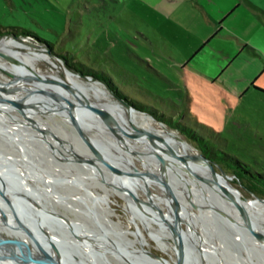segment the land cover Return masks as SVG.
<instances>
[{"label": "rangeland", "instance_id": "obj_1", "mask_svg": "<svg viewBox=\"0 0 264 264\" xmlns=\"http://www.w3.org/2000/svg\"><path fill=\"white\" fill-rule=\"evenodd\" d=\"M149 14L147 9L136 6L134 0H0V39L12 38L24 42L26 48L12 45L8 47L23 54L41 55L42 60L40 59L37 64L41 73L51 72L63 82H66L67 73H70L81 82L82 88L68 85V89L76 100L87 103L78 115L82 118L85 134L91 138L97 148L104 150L103 145H108L109 139L114 138V134L127 133L137 136L142 133L138 130L129 132L130 130L124 129L116 120L127 116L132 125H137L140 129L147 127V132H144L150 137L158 129L175 133L178 138L191 146L193 151L204 156L213 170L238 190L243 201L264 200V91L261 92L262 89L259 88H264V58L259 54L238 55L229 67L227 66L229 59L223 62L220 54H199L198 57L190 59L187 66L199 69V72L205 76L216 64L226 66L219 73L218 80L209 84L201 75L197 77L187 75L173 66L171 60L167 59V18ZM136 31L153 41V45L143 43L154 54H145L139 49L136 41L140 36ZM22 32L30 34H22ZM153 34L157 36L156 42L153 40ZM33 35L39 40L49 42L50 45L39 41ZM170 40L175 47L181 45L179 35ZM174 55L187 56V58L192 56V54H170V57ZM0 59L11 63L6 55L4 56L2 48H0ZM26 64H32L31 60H26ZM167 65L171 68L172 75L168 72ZM50 66H56L57 70H51ZM76 68L107 75L117 91L133 103L149 107L154 115L132 107L112 92L104 82L84 75ZM251 76L253 80L256 79L254 87L250 86V89L243 93L242 90L248 88L253 81L249 80ZM14 78L19 79L17 84L35 83L26 77H15L0 66V79L7 85H10ZM35 79L47 85L44 81ZM168 79L171 80V84L168 83ZM185 79L189 81L188 87ZM51 85L56 87L54 82ZM221 85L226 87V90L220 88ZM95 86L105 93L99 92ZM95 101L108 102L110 114L95 105ZM40 103L39 101L36 105L39 106ZM117 104L121 109L116 107ZM132 110L139 116L132 117ZM22 113L25 117L33 115L27 107ZM160 116L167 120L160 119ZM167 121L191 128L204 139L205 146L187 137L176 126L165 123ZM50 123L54 124L52 128L54 139L69 143L70 149L77 154V157L72 155V159L65 160L69 164H61L60 160L55 159L54 155L59 157L64 155L55 154L48 149L50 146L43 139L41 141L36 137L38 135L33 132L34 128L30 125L8 120L3 122L0 128L9 137L8 142L0 138V154L14 158L25 157L30 165L38 169V175L41 173L44 178L50 177L49 185L42 188H35L22 182L29 193L24 203L33 209L32 212L44 209L43 212L50 215V218L45 216L44 230L45 233L51 232L55 236V241L49 240L54 250L59 252V255L61 252L68 254L65 255L64 260V255L62 253L60 255L64 264H123L125 261L123 253L101 250L99 245L104 236L97 233L91 217L96 219L105 230L110 228L109 220H111L119 222L122 228L135 231L125 205L124 194L110 196L111 213L104 212L103 207L99 206L101 200L92 204V213L85 212V202L75 196L80 195L85 201H91L92 192L103 193L102 187L107 185L112 177H105L100 168L92 175L95 177L94 183H90L91 170L83 160L77 158L82 157L87 150H91L70 123L68 126L66 120L59 114H53ZM53 137L50 136V139ZM123 146L124 144L117 142L115 145L112 144L111 148L124 150L126 147ZM61 150L66 154L69 153L64 148ZM138 155L141 163L143 162L141 164L136 160L139 171L148 173L145 166L162 171L169 192L177 199L180 210H184L186 204L193 206L195 223L192 226L195 232L203 235L208 241L219 243L218 246L222 249L221 256L208 254L205 251L199 252L196 245L189 247L188 253L192 257L190 255L187 257L193 264H248L245 257L251 259V264L264 262V246L259 244V240L262 239L260 236H264L262 207L257 205L243 207L220 195V187L206 181L204 171L206 173L208 171L205 165H203L205 170H202L199 165L189 162V159L182 155H173L181 158L179 162L173 159L169 162L162 161L156 154ZM98 162L102 165L100 161ZM9 164L0 161L1 183L14 180L7 171ZM239 164L246 165L253 176L245 175ZM16 165L17 163H14V166ZM117 165L119 168V164ZM104 166L112 174L109 167ZM11 169L14 175L19 172L15 167ZM11 169L9 171L12 173ZM133 172L137 179H148L155 196L163 198L169 195L162 189L160 185L162 183L157 182L154 176H142L141 173L138 174L139 172ZM55 173L57 174L54 175ZM68 173L73 176V182L68 185L55 183L54 176H66ZM80 189L86 192L81 193ZM73 195L75 196L72 197ZM17 196L24 197L19 194ZM139 197L140 202L145 204L149 198L140 191ZM0 201V213L7 216L12 213L11 215L14 216L13 212L16 211L11 212L14 207H11L1 194ZM20 207L28 216L31 215L26 207L22 205ZM161 208L168 210L165 206ZM45 210H49L50 213ZM18 211L21 212L20 209ZM26 213L22 214L25 216ZM55 216L63 220L57 221L54 219ZM243 217L246 218L249 227L241 226ZM31 218L33 223L28 219L26 221L38 225L36 212ZM156 220L162 222L160 218ZM71 221L77 222L78 230ZM135 222L143 225L136 218ZM180 224L182 229H187L184 219H181ZM153 225L160 228L158 224L153 223ZM33 229L30 225L22 223L18 217L14 216L9 221L0 218V241H3L4 245L18 243L19 246L15 247L24 249L28 242L23 233H30ZM18 233L22 235H16ZM87 234L93 239L90 240ZM106 236L112 238L109 234ZM171 239L173 241V236ZM73 240L75 245L71 246L70 242ZM193 242L198 244L200 241L193 237ZM41 244L45 248V242ZM82 244H88L91 250H83ZM31 247L35 249V254L39 255L40 246L32 244ZM147 249L153 254L168 259L171 264H176L173 248L164 253L156 250L153 245ZM218 259L221 261L219 262Z\"/></svg>", "mask_w": 264, "mask_h": 264}, {"label": "bare ground", "instance_id": "obj_2", "mask_svg": "<svg viewBox=\"0 0 264 264\" xmlns=\"http://www.w3.org/2000/svg\"><path fill=\"white\" fill-rule=\"evenodd\" d=\"M23 43L24 42L21 43V42H18L12 38L0 39V48L4 49V56L6 55V57L11 61V63H8V62H5V61L0 59V66H3L10 74H12L15 77H26V78H29V79L35 81V83H33V84L32 83H27L26 85L25 84H16L13 89H10V85H7L2 79H0V88L4 89V91H0V128L2 127V123L5 121H8V120H11L12 122H15L17 124L30 125L31 127L34 128L33 132H35L36 135H38L36 137H38L41 141L44 140L50 146V148L48 147V149L52 150L55 154L61 153L64 155V157H59V156L54 155L55 159L60 160L59 162L61 164H69L68 162H65V160L68 161V159H72L77 154H75V152H73V149H70L71 146L68 145L69 143L66 144V143L58 142V141H56V139H54V137L52 136V134H53L52 128L54 127L53 126L54 124L50 123L53 114H59L60 116H62V118H64V120H66V123L68 126H69V121L67 120V117L64 114V110L62 108V103H61L60 98L57 95L52 94L50 92L51 91L50 89H55L62 96H64L67 99V101L70 103L73 110L75 111V114L78 115L79 111L84 109L87 106V103L83 102V101L76 100L71 95V93L68 89V85L76 86L77 88H80V87L82 88L83 85L81 84V82H79L76 79V77H74L70 73H67L66 82H63L62 80L58 79L55 76V74H53L51 72H48L47 74L41 73L40 70L37 68L38 61L40 59L42 60L41 55H39V54H23L21 52L15 51V50L8 47V45L9 46L12 45V46H16V47L26 48L27 46ZM44 55H45V53H44ZM26 60H31L32 64H30V65L26 64ZM50 68H51V70L52 69L57 70L56 66L55 67L50 66ZM29 74H41L50 83H52V82L56 83V85H55L56 87H53L52 85L49 86V85H45L43 83H40V82L36 81L35 77H32V78L29 77L28 76ZM47 87H49L50 89ZM95 87H97V86H95ZM97 88H98L99 92L105 93L101 88H99V87H97ZM28 96L31 97V100L28 103L23 104L25 99ZM43 99H44V101H43ZM39 101L41 103L38 106V105H36V103ZM94 104L97 105L99 108L103 109V111H106L107 113H109L110 104H108V102L106 103L103 101H95ZM88 105H90V103ZM25 107L29 108L30 112H32L33 115H31V116L28 115L27 117H25L24 114L22 113L23 109ZM116 107L121 109V106L118 104L116 105ZM137 114L138 113H136L135 111H133V110L131 111L132 117L135 118V117L139 116ZM116 120L119 121V123L122 125V127L124 129L130 130L129 132H131L133 130H138V131H141L142 133L140 135H137V136L127 134V133H117V134H114V138H112L111 140L109 139L108 145H103L102 148L104 150H101L97 147L96 148L101 154L107 156V158H109V160L114 164V166L122 174H125V177L128 180L127 181L128 190L131 193V196L133 199L140 201L139 191L147 194L149 198L146 201V204L145 203L141 204V206L139 207L140 211L135 209L130 204L131 215L133 216L134 220L136 218L137 220H139L141 222V224H143L141 226L135 222L138 225L139 242L136 241V238H135L136 233L134 231H130L128 229L122 228L120 226L119 222H112L111 220H109L110 221L109 222L110 228L108 227V228H106V230L103 227L101 228L100 225L96 222L97 225L99 226V229H100L99 230L96 223L93 221V223H94L93 226H94L95 230L98 231L97 233H99L102 236H104V235L106 236L107 231H109V234H112L114 236V239H115V240L111 239L107 236H106L107 242H106L105 237L103 239H101L102 242L99 245L101 247V250H103V251L106 250V251H110V252L115 251L117 253H120V252L123 253V256L125 258V261L123 264H169L167 259H165L159 255H157L159 257V262H154L152 259H150L149 257H147L143 253L142 248L139 246V244H141L144 248H147V247L149 248V247H151V245H153L156 250H158L162 253L167 252L168 250L173 248V242L171 239V237H172V226H171V224L166 225L165 223L160 222L156 219H150V218L148 219V218H145L143 216V214H151L152 215L153 213H155L153 205L157 204L163 215L167 216V218H169L171 220L175 218V221L177 223V228L179 229V233H180V243H179L180 247L179 248L182 251L185 250V252L187 254L186 255L184 252L181 253V255L186 256V258L188 260L187 262L186 261L184 262L185 264H187V263L193 264L192 261L190 259H188L189 255H190V253H188L189 247H191L193 245L197 246L199 252L205 251L208 254L212 253V254H216V256L217 255L221 256L220 253H222V249H221V247L218 246L219 243L217 244V242L208 241L207 239L204 238L203 235H200L198 232H195L194 227L192 226L193 223H195L193 220V216L195 215V211H194V208H192L193 206H191V204H186L184 207V210H180L178 212V215H177L173 211V202H172L169 195L164 196L163 198L155 196V193L152 191L150 184L148 183V179H146V178L137 179L136 176L133 175L134 174L133 171L135 170L136 172H139L138 174L141 173L142 176H146V175H150V177L154 176L157 182L165 185L166 180L164 179V174L161 173L162 171L159 172V171L153 170V169H151V167L148 168L145 165L144 166L148 169V173H145V172L143 173V172L138 170V168L136 166V160L141 163V160H140L141 158L138 154H141V155L144 154L145 156L150 155V154H156V155L161 157L160 159L162 161L164 160L167 162H169L172 159L176 162H179L181 160V158L179 156L174 157L173 155L174 154H176V155L186 154L189 158V162L196 164V165H199L200 169L205 170V169H203L204 166H203V163L200 161L199 154L197 152L193 151L191 146H189L186 142H184L182 139L178 138L175 135V133H167L164 130L158 129V130H155L154 133L152 134V136L150 137L145 133V132H147L146 131L147 127H144L145 129H140L139 126L132 125L127 116H123V118H121V119L119 117ZM81 126H84V124L81 123ZM56 129H58V128L56 127ZM85 130L86 129L83 128V131H85ZM50 136L53 137V139H50ZM0 138L2 139V141H5V142L9 141L8 135H5L1 130H0ZM14 140H16V139H14ZM117 142H118V144L119 143L124 144V146L126 148H124V150L112 149L111 145L112 144L115 145ZM62 148L69 151V153L66 154V153L62 152V150H61ZM163 152L168 153V154L167 155L162 154ZM72 155H73V157H72ZM82 155H83L82 157L80 156L77 159L83 160L86 163V165L89 167V169L91 170L90 178L92 181H90V183H94L95 177H93L92 175H94V172H97L98 169H100V168L102 169V173L105 175V177L109 178V176H111L112 180H109L108 184L104 185V187H102L103 193H101L99 191H93L92 195H91L92 200L89 202L85 201L84 198H82L80 195L79 196L73 195L72 197L75 196L76 198H79L80 200L84 201L85 202L84 203V208H85L84 211L88 212L89 214L92 213V211H91L92 204L95 201H100V200L102 201L101 204L103 206L101 204H99V206L101 208L103 207L104 212L111 213L112 210L109 206V203L111 200L110 196L114 195V194L122 196V194H123L122 190L120 189V185L117 181L119 179H118V177L112 175L110 173V171L103 164L102 165L99 164V162H98L99 159H97L91 151L87 150V152L82 154ZM0 161L10 163L9 169H7V171L9 174H11L13 176L12 178L14 180H13V182H7V184L11 183V186H13L15 189L19 190V192H25L26 196H28V194H29L25 189L26 185H30V186H33L35 188H42L43 186L45 187V186L49 185L48 180H50V177L45 176V178H44V176H42L41 173H39V175H38V169L35 168L34 166L30 165L29 162H27V159L25 157L20 156L18 158H14L11 156L7 157V156H4L3 154H0ZM62 161H64V162H62ZM14 163H17V165L14 166ZM117 164H119V168H118ZM176 164H175V166H176ZM12 167H15V169H17L19 172L14 175L13 170L11 169ZM10 169L12 170V173H11V171H9ZM157 169H158V167H157ZM204 173H205L204 176H205L206 181L210 184L212 182L214 185L220 187V190H219L220 195L228 198L233 203H238V204L242 205L243 207L248 206V205H252V206L257 205V206H260L264 209V202H259L258 200H255L256 202L252 201V200H250L248 202L243 201L240 198V194H239L238 190H236L233 186H231L229 181L227 179H225L223 176L219 175L217 172H215L214 176H209L208 173H206L205 171H204ZM56 174L57 173H55L54 175H56ZM54 178L56 179L55 183H61L64 185H68L69 183L73 182V176L71 175V173H68L66 176H54ZM141 180H143V181H141ZM182 180H184V179H182ZM22 182L26 183V185H24ZM185 183H187V182H185ZM11 186L10 185L7 186V185L0 182V191L4 194L6 193L5 196L7 198H8L7 195H9L12 199L16 200L15 196L13 194H10V193H15L14 192L15 190ZM79 191L81 193L86 192L84 189H80ZM87 193H89V192H87ZM67 197H71V196H67ZM11 198H8V199H10V202L14 203V201L11 200ZM162 206H165L168 210L165 211L164 209L161 208ZM27 209L31 214H33L32 209H30V208H27ZM41 211L43 212L44 209ZM45 211L50 213L49 210H45ZM35 212H36L37 218H38L37 223L39 224L38 220H40L41 224H46L45 216H47V218L48 217L50 218V215L49 214L44 215V212H43V215H41L36 210H35ZM16 217H18V219L20 221H22V223L25 222V224H27V225H30V226L32 225L26 221L27 218L24 217L23 214H21L20 212H19V215L16 214ZM0 218H4L7 221H9L10 219L11 220L13 219L10 216H5L3 213H0ZM243 218H244V221L241 222L240 224H241V226H245V225L247 226L248 225L247 220L245 217H243ZM54 219H56L57 221L63 220L62 218L57 217V216H55ZM181 219H184L186 224H187L186 230L182 229V227H181V224H180ZM71 222H73L72 224H74L76 226L75 229L78 230L79 227L77 226L78 225L77 222H74V221H71ZM153 223L158 224V226H160V228H156L153 225ZM28 229H29V227H28ZM36 229L38 231H34V232L31 231L30 233L29 232L23 233L26 241L28 242V245L25 246V248L29 249V250H33V248L31 247L32 244L34 246L39 245L40 249H41L40 256L42 258H44L43 254H44L45 250L42 247L41 243L44 242L45 236L41 232L40 227H37ZM262 231L263 230L261 229L260 232L262 233ZM47 234H48V240L50 239L51 241H55L54 240L55 236L51 232H48ZM16 235L21 236L22 233L21 234L18 233ZM87 235H89V234H87ZM263 235H264V232H263ZM193 237H194V239H199L200 242L198 244L200 246L198 244H194ZM88 238L90 240L93 239V237H91L90 235L88 236ZM79 241H80V239H79ZM114 241H116V242H114ZM120 241H121L122 245L118 244ZM24 243H25V241H24ZM0 244L4 245L5 243L3 241H0ZM70 244H71V246H74L75 245L74 240L71 241ZM116 244L119 245V247H118V248H120L119 250H118L117 246H115ZM259 244L264 246V238L259 240ZM9 245L10 246H13V245L19 246L18 243H9ZM50 246H51V248L49 249V252H52L53 247L51 244H50ZM120 246H122V247H120ZM81 247L83 250L84 249L85 250H91V248L88 247V244H82ZM61 253H62V255H64L63 256L64 257L63 260H64L65 255L67 253H64V252H61ZM61 253H60V255H61ZM218 260H219V262L221 261L220 259H218ZM245 261H247L248 264H251V262H252L251 259L247 258V257H245ZM0 264H6V262L0 260ZM13 264H16V263L13 262ZM176 264H178L177 260H176ZM262 264H264V262Z\"/></svg>", "mask_w": 264, "mask_h": 264}, {"label": "crops", "instance_id": "obj_3", "mask_svg": "<svg viewBox=\"0 0 264 264\" xmlns=\"http://www.w3.org/2000/svg\"><path fill=\"white\" fill-rule=\"evenodd\" d=\"M134 2L136 6L147 9L151 16L161 15L167 18V59L187 75L195 77L201 75L211 84L218 80L219 73L225 69L226 66L216 64L205 76L199 69L187 66L189 60L198 57L199 54H220L223 62L229 59L228 67L238 55L259 54L264 58V0H134ZM137 34L140 36L136 41L139 49L145 54H154L144 45L145 43L153 45V41L140 32ZM176 35L181 39V45L178 47L170 40ZM156 39L157 36L153 34L155 42ZM170 54L192 56L170 57ZM167 69L172 75L168 65ZM185 80L188 87L189 81ZM249 80H253V76ZM255 80L242 92L249 90L250 86L254 87ZM168 83L171 84V80ZM220 88L226 90L222 85ZM259 88L262 89L261 92L264 91L263 87Z\"/></svg>", "mask_w": 264, "mask_h": 264}, {"label": "water", "instance_id": "obj_4", "mask_svg": "<svg viewBox=\"0 0 264 264\" xmlns=\"http://www.w3.org/2000/svg\"><path fill=\"white\" fill-rule=\"evenodd\" d=\"M28 76L29 77L32 76V77L38 78V79L44 81L47 85L51 86V83L46 78H44L42 75L29 74ZM18 81H19V79H15L14 78V80L10 84V89H13L14 86L18 83ZM0 91H4V89H1ZM51 93L57 95L60 98L61 103H62V108L64 110L65 116L67 117V120L69 121L70 125L74 128L76 133L82 138V140L85 142V144L89 147L91 152L95 155V157L97 159H99V161L102 164L108 166L109 169L112 171V174L114 176L118 177V179L121 181V182H119V180H117L119 185H120V188H121V190H122V192L124 194V201H125V205H126L128 214H129L130 219H131V221H132V223H133V225L135 227V231H134L136 233L135 238H136L137 242H139L138 226L135 223V220H134L133 216L131 215L130 204L135 209L140 211L139 207L141 206V204H144L145 202H140V201L135 200V199L132 198L131 193L128 190V185H127V181L128 180L126 179L125 174H122L114 166V164L109 160V158H107V156L101 154L97 150V148L94 145L93 141L83 131V126H81V123H82L81 116L75 114V111L73 110V108L71 107V105L67 101V99L64 96H62L55 89H51ZM30 100H31V97L28 96L25 99L23 104L28 103ZM182 156L188 158V156L186 154H183ZM199 157H200V161L203 163V165H205L209 175L210 176H214L215 172L212 169V167L208 164L207 159L204 156H202V155H199ZM160 185L162 186V189L164 191H166L167 194H169V196H170V198H171V200L173 202V211L175 212V214L178 215V212L180 211V206H179V203L177 202V199L169 192V187H167L166 184L165 185L160 184ZM0 194H1L2 198L4 200H6V202L11 207H14V210H12L11 212H13V211L17 212V210L20 209L21 212L20 211H18V212H20L21 214L22 213H26L25 210L22 207H20V205L17 204L18 202H16V201L14 203L10 202V200L5 196L4 193H2L0 191ZM165 196H167V195H165ZM259 201L264 202V200H259ZM153 207H154L155 213H153L152 215L151 214H143V216L144 217H152L154 219L160 218L162 220V222L165 223L166 225L167 224H171V226H172V236H173V241L172 242H173L174 255L176 257V260H177L178 264H185L184 262L185 261L187 262V260H185L186 256H182L181 253L184 252L186 254V252H185V250L182 251L179 248L180 247V244H179L180 243V233H179V229L177 228V223L175 221V218L171 220V219L167 218V216L163 215L161 213L160 208H159V206L157 204L153 205ZM24 217H26L29 220V222L33 223V220L31 218V216H28L27 213H26V215ZM38 221H39L38 225L34 224L33 225L34 227L32 225H31V227L34 228L32 230L33 232L34 231H38L36 229L37 227L41 228V232L42 233L44 232L43 233V235L45 236V239H44V242H45L44 250H45V252L43 254L44 258H42L40 256V253H39V255L35 254V249L34 248H33V250H29V249H26L25 246H24V249H20V248H17L15 246H9V245L0 244V260L5 261L6 264H13V262H15L16 264H64L61 261V259H60L59 253L57 251H55L54 248H53L52 252H49V249L51 248L50 243H49L50 239L48 240V234L45 233L43 224H41L40 220H38ZM248 227H249V224H248ZM250 230L253 232V230L251 228H250ZM256 235L260 236L259 234H256ZM260 238H264V236H260ZM139 246L142 248L143 253L147 257L152 259L154 262H159V257L156 254L151 253L147 248H144L141 244H139Z\"/></svg>", "mask_w": 264, "mask_h": 264}, {"label": "trees", "instance_id": "obj_5", "mask_svg": "<svg viewBox=\"0 0 264 264\" xmlns=\"http://www.w3.org/2000/svg\"><path fill=\"white\" fill-rule=\"evenodd\" d=\"M22 34H30V33L22 32ZM33 36L36 37L35 35H33ZM39 41H41V42H43V43H45L47 45H50V43L47 42V41H42V40H39ZM80 69H82V68H80ZM80 69L78 68L77 71H79L80 73H82L84 75L91 76V77H93L96 80H100V81L104 82L112 90V92H114L119 98L125 100L132 107H134V108H136V109H138L140 111H145L147 113H150V114H153L154 115V113H152V111L149 110V107L142 106V105H140L138 103H133L131 100H129L128 98H126V96H124L122 93H120L119 91H117L116 90V87L111 83L110 78L107 75H105V74H103L101 72H95L93 70H87L86 71V70L83 69V71H82ZM153 111H156V110H153ZM159 118L162 119V120H167V118L165 119L162 116H160ZM165 123H169V124H171L173 126H176V128L179 131H181L183 134H185L187 137H189V138H191L193 140H196L201 146H205L204 139L201 138L200 136H198L191 128L186 127V126H182V125H180V124H178L176 122L170 123L169 121H167ZM239 168L241 169V171L245 175H251V176H253L252 173H250L249 168L246 165L239 164Z\"/></svg>", "mask_w": 264, "mask_h": 264}, {"label": "flooded vegetation", "instance_id": "obj_6", "mask_svg": "<svg viewBox=\"0 0 264 264\" xmlns=\"http://www.w3.org/2000/svg\"><path fill=\"white\" fill-rule=\"evenodd\" d=\"M8 182V181H7ZM3 184H5V185H10L11 186V183H9V184H7V183H3ZM15 191V193H10V194H13L14 196H15V199L16 200H14V199H12L9 195H7L8 196V198H11V200H13L14 202L16 201V202H18L17 204L18 205H22V206H25L26 208H29V206H26V204L24 203V201H26V199H27V197L28 196H26V193L25 192H19V190H17V189H15L13 186H11ZM22 187V186H21ZM28 192V191H27ZM6 194V193H5ZM22 195V196H24L23 198H19V196H17V195ZM10 200V199H9ZM27 203V202H26ZM30 209H32L31 207H30ZM33 210V209H32ZM35 212V211H34ZM33 212V213H34ZM14 214H15V216H16V214H18L19 215V213L18 212H13ZM39 213L41 214V215H43V212L40 210L39 211ZM12 214V213H11ZM10 214V217H13L14 218V216H12ZM32 215V214H31ZM30 215V216H31ZM44 215H48V214H45L44 213ZM5 216H7V215H5ZM57 217H59V216H57ZM91 220H93L95 223L97 222L98 223V221L96 220V219H93L92 217H91ZM24 221V220H23ZM22 222V221H21ZM23 223H25V222H23ZM97 223H96V225H97ZM99 224V223H98ZM100 225V224H99ZM97 227H98V229H99V226L97 225ZM101 227V226H100ZM102 228V227H101ZM100 230V229H99ZM106 234H109V231H107V233ZM104 235V234H103ZM110 235V237H112L111 239H114V236L112 235V234H109ZM104 237H105V239H106V242H107V237L104 235ZM115 240V239H114ZM114 242H116V241H114ZM118 244H121L122 245V243H121V241L118 243ZM118 244H116L115 246H117V248L119 247V245ZM120 247H122V246H120ZM120 248H118V250H119ZM162 257V256H161ZM164 258V257H163ZM167 261L169 262V264H171L170 263V261L167 259ZM175 263H176V260H175Z\"/></svg>", "mask_w": 264, "mask_h": 264}]
</instances>
